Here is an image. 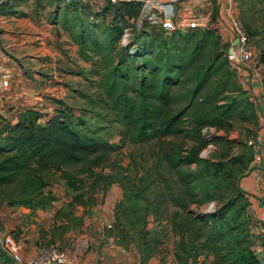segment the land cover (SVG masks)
Listing matches in <instances>:
<instances>
[{"label":"trees","instance_id":"1","mask_svg":"<svg viewBox=\"0 0 264 264\" xmlns=\"http://www.w3.org/2000/svg\"><path fill=\"white\" fill-rule=\"evenodd\" d=\"M261 3L264 0H238L239 17L250 40L259 33L255 18L264 11L263 7L257 8ZM142 8L140 1L109 2L95 14L102 18L106 11L113 12L111 23L105 28L107 55L113 57V50L123 36L125 28L119 25V20L139 18ZM215 22L214 16L206 27L172 32L162 28L159 37L143 27L145 38L138 42L134 36L129 45L121 46L118 61L110 60L102 86L114 98V107L126 127L125 136L130 135L134 143L165 140L183 132L184 121L190 118L188 130L199 144L186 149L173 147L165 154L177 172L176 182L182 183L192 198L188 202L179 194L176 202L185 210L189 203L201 205L216 200L218 203L213 211L189 213L187 227L175 224L185 258L196 262L205 254L212 259L206 264H264V255L256 249L257 239L252 233L250 201L241 188V178L254 160V149L249 147L248 159L240 160L242 166L237 171L229 163L237 164L239 158L229 162L200 156L208 144L201 133L203 127H233L236 120L260 124L248 89L235 83L237 73L231 66L228 46L213 25ZM166 34L174 37L171 40ZM76 40L86 53L91 40L87 33H78ZM176 102L185 103L179 109H168ZM69 111L60 108L44 119L41 111L24 109L16 123H6L0 129V203L7 199L10 206L46 209L58 200L47 188L60 179L74 191L67 207L56 212L63 221L41 234L43 238L50 235L49 243H55L57 237L62 240L69 230L81 228L84 216L76 215L75 207L95 203L94 195L84 200L82 174L94 177L92 194L101 184L106 189L114 182L111 175L97 173L95 169L118 146L106 137L105 127L92 125L84 118L69 121L66 118ZM213 140L232 146L223 137L216 136ZM237 156L241 157V153ZM71 167L78 170L72 173ZM7 188L12 190L4 194ZM139 251L142 261L152 254ZM0 264H15L1 246Z\"/></svg>","mask_w":264,"mask_h":264},{"label":"crops","instance_id":"2","mask_svg":"<svg viewBox=\"0 0 264 264\" xmlns=\"http://www.w3.org/2000/svg\"><path fill=\"white\" fill-rule=\"evenodd\" d=\"M120 1L133 0H92V6L75 5L70 0L6 1L0 16V129L6 123H16L19 113L24 109L39 110L44 114V119L56 114L60 108L68 109L67 98H71L77 88L74 84L84 81L83 76L87 77L84 65L94 63L91 57L83 58L76 36L93 28L91 18L97 10H103L109 2L114 4ZM134 1L143 3L141 17L146 13L153 22H157L164 15L172 16L176 20L188 17L207 22L215 16L216 26L220 25L219 22L231 10L233 3L238 6V0ZM71 14L80 23L78 30L72 31V26L66 19ZM112 15V11H106L97 25H109ZM223 31L225 34L229 33L228 29ZM254 152L251 167L241 178V188L250 201L249 212L253 220L252 233L257 239L256 249L264 255V189L260 183V174L264 172V142H258ZM66 188L69 190L67 186ZM111 189L108 193L113 194ZM47 191H52L58 197L51 209H48L50 206L46 210H33L24 206H10L8 203L3 209L0 206V234H11L21 244V253L26 259L37 253L38 243L43 240L38 231L43 226L36 228L34 225L32 232L27 231L31 225L25 224L27 227H20L23 232L15 237L11 232L20 222H16V219L22 212H28L34 213L30 216H34L38 222H46L47 217L49 227L58 225L63 219L60 221L56 212L65 207L60 198L65 195L66 206L71 201V194H68L70 191L59 193L54 184ZM112 197L110 201L106 198L108 207L113 201ZM95 206L94 219L84 217L82 224L86 228L88 225L90 227L89 233L83 237L89 240L92 247L88 250V241L78 239L76 252L68 251L73 264H173L171 251H159L156 255L152 253L145 261H142L140 252L138 258L126 254L115 227L110 229V220L107 219L111 216L109 208L104 209L101 215L98 201ZM72 230L64 235L62 241L67 240ZM49 238L50 235L48 240ZM58 238L60 239L57 237L55 242H58ZM201 259L199 256V260L194 262L188 258L187 262L202 264Z\"/></svg>","mask_w":264,"mask_h":264},{"label":"rangeland","instance_id":"3","mask_svg":"<svg viewBox=\"0 0 264 264\" xmlns=\"http://www.w3.org/2000/svg\"><path fill=\"white\" fill-rule=\"evenodd\" d=\"M261 7L264 8V3L257 6L258 9H261ZM62 18L64 19L65 16ZM66 19H68L69 24L72 26V31L78 30L77 28H79L78 26L80 23L76 22L78 21L77 18L71 14ZM212 20L213 18L208 20L206 25H211ZM118 23L124 28H129L131 30V37L133 38L136 36L138 42L145 38L141 32L143 27L149 33L157 37H159V35L161 36V32L163 31L159 24L153 22L148 16L141 17L140 15L139 18L133 21L119 20ZM213 25L216 29L218 28L216 22ZM106 26L107 24L105 23L97 26L92 24V30L90 29V31L87 30L86 32L91 40H89L87 48H85L86 53H83V58L91 57L94 63L88 66L84 65L83 69L87 77L84 78L83 76L84 81L74 84L75 87H77L76 92L72 94L73 96L71 98L68 97L66 101V105L70 110L66 118L69 121L84 118L85 121L90 122L92 125H101L105 127L106 137L110 142L117 145L118 148L109 152L107 154V161L101 167L96 168L95 171L97 173L111 175L114 182L107 186L106 189H104L101 184L98 186L95 193L92 194L91 184L94 181V177L88 174H82L81 177L84 180V200L88 201L89 197L94 195L95 203L80 205V207L77 206L74 211L77 215L93 220V215L96 211L95 205L98 201L101 215L104 209L106 210V208H109L111 216H108L107 219L110 220V229L115 227L114 230L117 236L120 237L119 242L125 247L126 254L138 258L139 249L144 250L146 255L150 251L154 253L153 255H156L159 251H171L174 257L173 264H188V260L185 258V254L180 248V238L176 231L175 224L180 223L187 227L189 223L188 214L194 213L198 215L201 212L211 211L209 207L211 202L201 205L189 203L188 209L185 210L180 208L176 202V197L179 194L188 202H190L192 198L187 194L186 190L183 189L182 183L176 182L178 179L177 172L175 168H171L169 162L166 160L165 154L173 147L174 149L180 147L186 149L193 145H198L199 142L193 138L192 133L188 130L187 125L189 124V117L184 121L182 126L186 130L169 136L165 140L155 139L134 143L131 138H129L130 135L125 136L126 127L120 118L119 110L114 107V98H110L107 95V91L102 86L104 75L110 69V60L113 58V62H117L119 54L122 52V43L119 42L113 50V57L107 55L108 51L104 49L105 43L107 42ZM255 26L258 28L259 33L251 38V41L255 46L256 59L264 64V31H262L264 29V11L256 15ZM166 36L171 40L174 37V35L170 34H166ZM234 80L238 86L244 89L246 88L243 79L239 75L236 74ZM184 103L185 102L173 103L168 109H179ZM260 128V124L255 125L253 123L241 122L238 120L234 121L233 127L228 126L227 128H219L220 133L218 136L231 141L232 146L229 147V145L214 142V151L211 154V158L229 162H231L234 157L239 158L237 164L229 163V165L237 171L239 167L242 166L240 160L247 161L248 159L247 152L249 147H251L248 141L255 136ZM251 148L254 149V147ZM240 153L241 157H238L237 155ZM251 164L249 167H251ZM77 170L78 167L70 168L72 173ZM54 187L59 193L61 191L65 194L70 191L68 194H71V196L74 195V191L72 189L68 190L65 181L62 179L55 182ZM110 189L111 191L113 190V194L108 193ZM116 189H118V191ZM11 190L12 188H7L4 190V194L10 193ZM114 191H117V193L114 194ZM103 193H105V196ZM64 197L65 195L60 199L65 206L64 208H66L67 206L65 204L67 202ZM110 197H112L113 201L108 207L106 198L110 201ZM7 203V199L0 203L2 209ZM216 203H218L217 200L215 201V204ZM52 207L53 206L48 209ZM145 210L147 212H145ZM30 215H34V213L28 214V212H22L21 216L16 219V222L19 220L20 222L17 224L16 229L11 232L15 237H19L23 232L20 228L23 225L25 228L27 225H31L27 231L32 232H34V225H36V228L43 226V228L38 231L41 237V234H44V231H47L51 227H49L50 223L46 220L48 219L47 217H45L46 222H38L34 216L31 217ZM58 219L62 221L61 216L58 217ZM92 224L93 223H90V225ZM87 228L86 226H82L81 228L73 229L68 234V238L65 242L58 238V242L49 243L48 234L46 238L42 237L43 240L38 243V246L48 247L50 245H55L70 252H76L77 240L79 239V241L82 240L83 242L88 241L86 245H88L87 249L89 250L92 245L86 237H83L89 233V225ZM200 258H202V264L212 261V259H208L205 254H201Z\"/></svg>","mask_w":264,"mask_h":264},{"label":"built area","instance_id":"4","mask_svg":"<svg viewBox=\"0 0 264 264\" xmlns=\"http://www.w3.org/2000/svg\"><path fill=\"white\" fill-rule=\"evenodd\" d=\"M7 0H0V16L4 4ZM77 5L92 6V0H70ZM99 10L95 12L98 13ZM93 15L91 20L98 23L100 16ZM143 16H147L146 13ZM149 17V16H148ZM127 21H133L131 18H126ZM156 23L169 32L185 31L190 28L207 26V21L199 19H190L188 17L176 20L172 16L164 15ZM218 32L222 36L223 41L228 46V54L232 68L236 71L248 89L252 101L257 107V113L260 121V130L256 138H251L248 144L256 147L258 142H264V64L256 59L255 46L250 40V37L244 28L240 17L238 6L232 4L231 10L219 22ZM228 29L229 33L225 34L223 30ZM131 30L125 28L121 38L122 46H127L131 43ZM202 136L208 141V144L200 152L202 158H209L214 151V138L219 135L220 129L215 126H205L202 128ZM260 183L264 189V172L260 174ZM215 202L209 204L210 210L215 209ZM0 246L14 260L15 264H73L69 257V252L66 249L55 245L48 247H39L37 253L26 259L21 253V244L11 235L0 234Z\"/></svg>","mask_w":264,"mask_h":264}]
</instances>
